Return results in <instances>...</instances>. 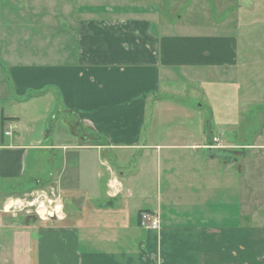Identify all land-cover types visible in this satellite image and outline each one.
I'll return each mask as SVG.
<instances>
[{"label":"crops","instance_id":"crops-1","mask_svg":"<svg viewBox=\"0 0 264 264\" xmlns=\"http://www.w3.org/2000/svg\"><path fill=\"white\" fill-rule=\"evenodd\" d=\"M24 1L0 0V264H246L240 257L231 262V252L234 243L244 245L247 231L225 225L246 217V149L220 138L222 149L207 148L214 133L208 123L198 129L196 117L167 143L160 142L166 135L157 142L140 131L164 105L160 71L231 66L234 36L174 34L158 16L159 0H51L52 10L49 0H28L37 8ZM55 12L68 20L60 35L49 34ZM34 29L38 37L47 29L45 48L26 37ZM37 100L46 101L44 109L25 116L23 107ZM80 123L93 132H75ZM223 152L235 158L215 154ZM69 155L92 169L82 185L60 188L70 198L80 192L81 211L58 214L44 232L26 219L28 210L15 213L25 204L3 211L44 184L58 189ZM116 162L139 166L130 179L150 172L149 182L121 181L110 165ZM221 167L227 181L215 186ZM98 180L105 182L102 193ZM242 183L243 192L236 191ZM99 202L110 207L97 209ZM143 212L158 216L157 230L140 225ZM249 231L252 240L264 239L262 227ZM257 255L248 264H262Z\"/></svg>","mask_w":264,"mask_h":264},{"label":"rangeland","instance_id":"rangeland-1","mask_svg":"<svg viewBox=\"0 0 264 264\" xmlns=\"http://www.w3.org/2000/svg\"><path fill=\"white\" fill-rule=\"evenodd\" d=\"M121 1L123 0H119L118 3L121 4ZM60 2L62 1L60 0ZM159 3L161 5L157 7L158 16L162 18L163 25L166 28L172 27L170 31H173L174 34L186 32L195 35H231L236 39V54L231 66L227 65V67L188 68L173 66L171 67L174 72L173 76H165L164 70L160 71V94L158 98L165 99L163 101L164 107L161 106L160 115H152L151 120L140 131L142 134L154 135V140L157 142L166 135L167 137H164L160 142L167 143L170 141L171 135L177 133V131L179 133L186 132L183 127H187L189 121L196 117L198 129L206 130L208 123L211 128L210 133H214L215 138H220L221 141L231 143L238 146V148L246 149L243 153L244 157L240 155L241 169L245 171L243 181L246 185V217L241 219L240 222L225 225L228 229L234 225H243L247 231L246 242L242 247L234 243V247L237 249L235 252H231V262L234 257H240L245 259L246 264H248L257 252V261L262 258V264H264V253H262L264 252V239L252 240L249 231L250 229L251 231L258 230L261 227L264 230V0H159ZM35 4V2L31 3L28 0L23 2V6L26 8ZM52 4L53 10L55 6L58 7V3L52 1ZM48 5L51 9V0H49ZM86 13V15H89L90 12ZM156 15V13H153L152 17ZM26 16L30 15L26 14ZM52 22L56 29H50L49 34L60 35V30L66 32L67 19L64 22V17L55 12ZM160 24L161 22L155 23L157 27ZM32 32L26 34L27 38L30 36L28 40L35 45L39 43L41 48H45L49 38L47 29L43 30L39 37L36 34V29H34V33ZM166 32L169 31L166 30ZM61 38L64 42L63 35ZM26 49L32 50L29 47H26ZM45 102V100L27 102V107H23L26 112L25 116L29 112L36 113V111L44 109ZM23 104L20 103L22 106ZM199 105L201 108H198ZM22 106L18 110H21ZM196 111L199 113V117L198 114L196 116ZM76 119L79 121L77 116ZM79 125H76L75 131L93 132L88 126L82 124V127L78 128ZM180 130L183 132H180ZM174 138L177 140L179 136H174ZM219 145H221L220 142ZM212 149L219 150L222 148L213 146ZM134 153L138 154L136 159H143L142 154L137 151ZM215 154H225L221 157L230 160L235 158L227 152ZM72 155H69L68 163L64 164L61 173L62 183L57 184L58 189H49L46 184L32 189L31 192L35 191V194L32 196L31 193V195L25 196L21 200L25 205L15 211V213H25L28 210L30 215L27 216L30 217H26V219H34V222H39L38 229L42 232L49 230L57 222L58 219L55 218L58 216L57 214L48 215L56 207V204L63 205L60 216L68 213V211L74 212L76 210L79 212L82 210L80 192L73 193V197L70 198V196H66L65 193L67 192L60 189L61 185H71L72 188L82 185L85 178H88L92 173L91 167L85 166V163L83 165L74 163V157L71 158ZM29 159L31 160L32 156ZM87 159L89 160V158ZM109 161H111L110 157ZM238 163H240L239 159H237ZM110 165L114 166V170H117V176L122 174L120 176L121 181H128L133 186L149 182L150 172L149 174H143L141 179L138 177L140 174L136 175L137 178L130 179L129 176L138 171V165L128 167L126 163V166L122 167L121 163L118 162L115 165ZM145 169L147 168L143 170ZM233 170L236 171V174L238 173L237 170ZM231 174V182L233 183L235 178L233 171ZM226 176L228 175L222 174V167L216 168L213 176L215 186L220 185V183L225 184L227 181ZM91 180L94 179L91 178ZM166 181L168 182V178H166ZM10 183L13 184V181ZM91 183H95V181ZM96 183L98 185L96 192L102 193L104 191V188H102L105 183L104 180H98ZM4 184L6 185V183ZM243 185L244 183L240 188L237 187L236 191L240 189L243 192ZM2 189H4V186ZM32 201H35V203H32ZM48 201H51V203ZM93 202L95 201L90 203ZM26 203H30L28 208H26L28 206ZM41 203L43 209H41ZM95 207L97 209H107L110 206L105 202H99L95 204ZM10 210L11 208L9 213ZM41 211H44L45 218L40 216ZM82 213L88 214V211L83 210ZM209 215L211 214L209 213ZM218 216L221 215L215 217ZM200 217L202 216L200 215ZM198 222L201 225L200 218ZM33 236L32 238L37 240ZM38 241L41 240L38 239ZM238 253L239 256H237Z\"/></svg>","mask_w":264,"mask_h":264},{"label":"built area","instance_id":"built-area-1","mask_svg":"<svg viewBox=\"0 0 264 264\" xmlns=\"http://www.w3.org/2000/svg\"><path fill=\"white\" fill-rule=\"evenodd\" d=\"M6 134L9 135V132H7ZM212 143L213 145L210 146V148H212L213 146H218L217 138H213ZM140 225L147 230H157L159 228V218L154 214L143 213L140 217Z\"/></svg>","mask_w":264,"mask_h":264},{"label":"clouds","instance_id":"clouds-1","mask_svg":"<svg viewBox=\"0 0 264 264\" xmlns=\"http://www.w3.org/2000/svg\"><path fill=\"white\" fill-rule=\"evenodd\" d=\"M32 203H35V201H32ZM49 203H51V201H49ZM22 202L20 200H15V201H9L8 203H6L3 207V211L4 212H7L10 208H12L14 205H21ZM63 205L62 204H56V207L53 209L52 212H49L48 215H53V214H60L61 213V209H62ZM41 209H43V204L41 203ZM40 216L42 218H45L44 217V211H41L40 213ZM62 218V216L60 217Z\"/></svg>","mask_w":264,"mask_h":264},{"label":"bare ground","instance_id":"bare-ground-1","mask_svg":"<svg viewBox=\"0 0 264 264\" xmlns=\"http://www.w3.org/2000/svg\"><path fill=\"white\" fill-rule=\"evenodd\" d=\"M7 132H5V134H6ZM7 135V134H6ZM37 201V200H36ZM54 215V214H53ZM58 215V214H57ZM50 216V215H49Z\"/></svg>","mask_w":264,"mask_h":264},{"label":"trees","instance_id":"trees-1","mask_svg":"<svg viewBox=\"0 0 264 264\" xmlns=\"http://www.w3.org/2000/svg\"><path fill=\"white\" fill-rule=\"evenodd\" d=\"M76 132V131H75Z\"/></svg>","mask_w":264,"mask_h":264}]
</instances>
